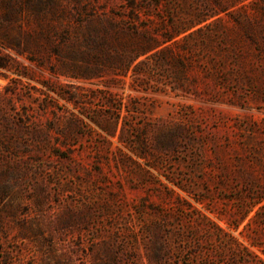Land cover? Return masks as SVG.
I'll return each mask as SVG.
<instances>
[{
	"label": "rangeland",
	"instance_id": "374dc122",
	"mask_svg": "<svg viewBox=\"0 0 264 264\" xmlns=\"http://www.w3.org/2000/svg\"><path fill=\"white\" fill-rule=\"evenodd\" d=\"M4 34L0 264H264V0H0Z\"/></svg>",
	"mask_w": 264,
	"mask_h": 264
},
{
	"label": "trees",
	"instance_id": "16d2710c",
	"mask_svg": "<svg viewBox=\"0 0 264 264\" xmlns=\"http://www.w3.org/2000/svg\"><path fill=\"white\" fill-rule=\"evenodd\" d=\"M0 49L1 50H8V49H13L18 55H22L25 56L29 53H31V50L29 48L27 49H21L20 46L18 44H15L14 40L12 38H10L8 35H3L0 37ZM149 52V50H144L142 51L140 54H145ZM57 54L58 57H63V52H61V50H56V52L54 51L53 54ZM10 59L12 61H14L15 59L12 56H9ZM3 68H6L7 66H5V64H2Z\"/></svg>",
	"mask_w": 264,
	"mask_h": 264
}]
</instances>
